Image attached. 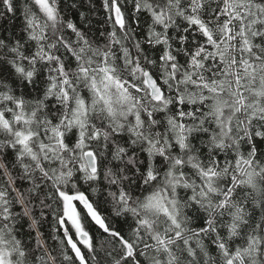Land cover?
Returning a JSON list of instances; mask_svg holds the SVG:
<instances>
[{
  "label": "snow or ice",
  "instance_id": "1",
  "mask_svg": "<svg viewBox=\"0 0 264 264\" xmlns=\"http://www.w3.org/2000/svg\"><path fill=\"white\" fill-rule=\"evenodd\" d=\"M0 264H264V0H0Z\"/></svg>",
  "mask_w": 264,
  "mask_h": 264
}]
</instances>
